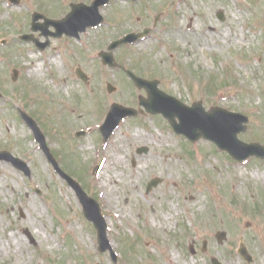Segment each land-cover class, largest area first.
<instances>
[{"label": "rangeland", "instance_id": "1", "mask_svg": "<svg viewBox=\"0 0 264 264\" xmlns=\"http://www.w3.org/2000/svg\"><path fill=\"white\" fill-rule=\"evenodd\" d=\"M16 1L0 0V151L21 159L30 176L0 161V264H89L86 251L92 253L90 264H176L166 263L170 252L179 255V264H212V258L220 264H264V160L234 161L211 142L190 143L164 118L147 113L125 118L105 144L98 129L111 104L138 111L139 99L146 98L123 70L102 64L98 54L111 41L148 27L145 37L115 48L114 61L159 81L161 91L183 104L200 101L205 110L220 107L246 116L238 138L264 146V0H109L98 7L100 25L76 40L50 38L42 50L20 38L31 34L44 42L30 29L33 13L60 19L70 4L93 0ZM39 62L41 75L29 74ZM13 69L19 72L15 83ZM98 84L111 98L104 108L93 98ZM19 109L44 133L61 170L98 202L111 251H98L77 195L48 162ZM79 129L86 131L80 137ZM135 131L151 138L126 139ZM140 147L148 151L139 154ZM115 156L121 157L120 177L114 161L102 169ZM111 174L118 186L103 185ZM152 178L161 181L146 191ZM109 188L119 192L111 207L104 195ZM172 204L177 214L157 235L151 222ZM205 217L216 220V229L203 235L198 224ZM33 226L46 232L37 235ZM218 230L226 234L221 244ZM240 244L250 263L238 254Z\"/></svg>", "mask_w": 264, "mask_h": 264}, {"label": "water", "instance_id": "2", "mask_svg": "<svg viewBox=\"0 0 264 264\" xmlns=\"http://www.w3.org/2000/svg\"><path fill=\"white\" fill-rule=\"evenodd\" d=\"M109 0H94L91 5L72 4L71 11L60 20L45 19L43 25L38 26L35 22L41 18L39 14H34L32 17V29H40L45 37H48L46 29L51 25L55 32L50 33L53 37H60L65 34L68 36L78 37L79 33L85 31L87 27H95L102 22V17L98 13V7L105 5ZM218 17L223 19L222 14ZM148 29L141 33H130L122 38L110 43L109 52H101L99 55L104 64L110 67H115L112 53L110 52L115 47L138 41L141 37L147 35ZM24 40H29V36H22ZM48 40L45 43L37 44L39 49H43L48 45ZM128 76L133 80L138 88H143L147 93V98H140L139 104L144 107L145 111L151 114H161L166 118L173 130L177 134L185 135L190 141L194 142L199 138H204L212 141L221 150L227 151L237 161H243L248 157L254 155L264 158V147L256 143H244L237 138V134L246 130L245 123L247 118L238 113L228 112L224 109L213 107L209 111H205L201 102H195L190 107L182 104L180 101L171 97L160 89H158L157 80H146L127 71ZM77 76L86 79L85 74L77 69ZM17 71H13L12 79L16 80ZM137 114L132 108H126L118 104H113L107 113L106 119L100 131L103 142H105L113 130L118 126L120 120L126 116H134ZM22 119L26 125L33 132L35 140L38 142L40 149L45 153L48 161L52 164L54 170L66 180L68 185L76 192L80 202L83 206V213L85 217L91 221L97 231V241L99 250L104 251L109 249V243L106 238V223L101 215L99 205L91 198H89L81 189L79 184L75 182L70 176L65 174L58 166L56 160L50 154L44 142V136L36 125L35 121L27 114L20 111ZM178 120V122L176 121ZM82 132L78 133V135ZM145 147L138 149V152H146ZM0 160L10 162L15 168L21 170L26 176H30V171L27 165L20 159L14 158L8 152H0ZM160 179L154 178L147 184V190L156 186ZM218 242L225 239V232L219 231L216 233ZM238 252L248 262L251 261L244 246L242 245ZM213 264H219L215 259H212Z\"/></svg>", "mask_w": 264, "mask_h": 264}, {"label": "bare ground", "instance_id": "3", "mask_svg": "<svg viewBox=\"0 0 264 264\" xmlns=\"http://www.w3.org/2000/svg\"><path fill=\"white\" fill-rule=\"evenodd\" d=\"M58 57L60 58V56H58ZM56 59H57L56 57H53V58H51V61L53 63H56ZM41 63L42 62H39L35 66H33V68H31V70L29 71V74H40L41 75V73H42L41 72V70H42L41 69L42 68ZM93 93H94L93 94L94 96L92 95L93 98L96 97V98H94V100L97 101L102 108L106 107V105L108 104V102L110 101L111 98H109V96H105L102 93V90L100 88V84H98V87H95ZM147 138H151L150 133L139 134L138 131H135V133H133V134L126 135V139H128L130 141L131 140L132 141H143V140H146ZM161 139L166 140L163 136H161ZM120 160H121L120 156H115L113 159H109L108 161H104V165H103L102 169H108V164H110V163H112V161H114V163L117 166L116 170L119 172L118 176L119 177L123 176V174L120 170V166H119ZM109 171L110 170H107L106 172H109ZM254 177L258 178L260 176L256 172L254 174ZM102 183H103V185H105L107 187L108 186L112 187L113 185L118 186L119 181H118L117 175L111 174L110 176L107 177L106 182L103 181ZM127 194H129V191L127 192ZM104 195L107 198V203L111 207L112 198L115 197L116 195H119V192H118V190H114L113 188H109L105 191ZM128 199H129V197L127 196L124 201L127 202ZM172 214H177V207L175 204H172V205L167 207L165 215H160L159 217H157L154 220V222H151L153 227H157V229H156L157 235L159 232L161 233L163 231V229H165V227L171 223L172 217H173ZM199 226H200V230H202L201 232H203V235L209 234L216 229V220L213 217L202 218L200 221V224H198V227ZM33 227H34V231L37 235H42L46 232V227H43V226H40V227L33 226ZM67 228H68V230H71V227L69 224L67 225ZM43 237H44V240H46V236H43ZM12 239H13L14 244L17 247H19L20 243L18 240H16L14 238L13 235H12ZM51 239L56 243V247H59V244L57 243L58 242L57 239H55L53 237ZM2 250H4L3 247H2ZM85 254H86L85 255V258H86L85 262L90 264L91 258H92V253L90 251H86ZM164 258L166 260V263L179 264L178 263L179 255L177 253L170 252V254L164 256Z\"/></svg>", "mask_w": 264, "mask_h": 264}]
</instances>
